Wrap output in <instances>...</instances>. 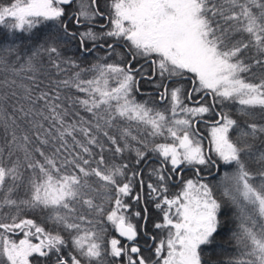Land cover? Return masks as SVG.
<instances>
[{
    "label": "snow or ice",
    "instance_id": "1",
    "mask_svg": "<svg viewBox=\"0 0 264 264\" xmlns=\"http://www.w3.org/2000/svg\"><path fill=\"white\" fill-rule=\"evenodd\" d=\"M0 210V264H264V0L0 3Z\"/></svg>",
    "mask_w": 264,
    "mask_h": 264
},
{
    "label": "trees",
    "instance_id": "2",
    "mask_svg": "<svg viewBox=\"0 0 264 264\" xmlns=\"http://www.w3.org/2000/svg\"><path fill=\"white\" fill-rule=\"evenodd\" d=\"M0 3H7V0H0ZM72 51H75V48H73ZM103 54H104V50H101L99 53H97V56H103ZM89 61H90V62H94L93 57L90 56V57H89ZM142 88H145L147 91H151L150 89H147V86H145V85H142ZM145 95H146V94H145ZM145 95H138V96H137V99H138V100H143V99H144L143 97H147V95H146V96H145ZM202 126H204V124H203ZM199 127H200V126H199ZM149 146H151V144H150ZM150 155H151V154H150ZM151 162H152L153 164L156 163L155 160H152ZM227 170H228V169H222V170H221L220 172H218V173L214 172V173H213V177H214V178H213V177H209V178H208V181H206V182H210V183H211V185H212L213 188H214V192H215V194H216L218 197L220 196V193H221V190H220V188L218 187V181H219L220 177L224 174V171H227ZM144 171H145V180H147V178H148V177H147V171H148V169L145 167ZM189 176H191L190 173H189ZM172 191H173V192L178 191V187L173 188ZM4 211H7V210H0V215H2ZM150 211H152V213H153L154 216L158 215V213H156L154 209H150ZM113 234H115V233H113Z\"/></svg>",
    "mask_w": 264,
    "mask_h": 264
},
{
    "label": "rangeland",
    "instance_id": "3",
    "mask_svg": "<svg viewBox=\"0 0 264 264\" xmlns=\"http://www.w3.org/2000/svg\"><path fill=\"white\" fill-rule=\"evenodd\" d=\"M146 96V95H145ZM144 99H147V97H143ZM203 125V123H201L199 126V128H201V132L203 133V134H205L206 136H205V138H204V144H205V146L207 147L208 146V143H209V136H208V133H209V131H210V128H209V126H206V125H204V126H202Z\"/></svg>",
    "mask_w": 264,
    "mask_h": 264
},
{
    "label": "flooded vegetation",
    "instance_id": "4",
    "mask_svg": "<svg viewBox=\"0 0 264 264\" xmlns=\"http://www.w3.org/2000/svg\"><path fill=\"white\" fill-rule=\"evenodd\" d=\"M199 129H200V132H201V131H202V130H201V128H199ZM201 133H202V132H201ZM202 135H203V133H202ZM203 137L205 138V136H204V135H203Z\"/></svg>",
    "mask_w": 264,
    "mask_h": 264
}]
</instances>
